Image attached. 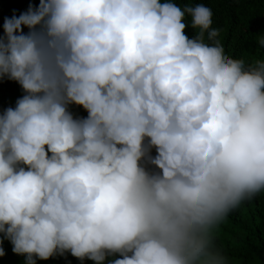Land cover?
<instances>
[{
    "label": "clouds",
    "instance_id": "clouds-1",
    "mask_svg": "<svg viewBox=\"0 0 264 264\" xmlns=\"http://www.w3.org/2000/svg\"><path fill=\"white\" fill-rule=\"evenodd\" d=\"M212 25L175 0H40L5 18L0 80L25 94L0 113V256L6 238L24 264H230L216 229L264 195V58L228 55Z\"/></svg>",
    "mask_w": 264,
    "mask_h": 264
},
{
    "label": "trees",
    "instance_id": "trees-1",
    "mask_svg": "<svg viewBox=\"0 0 264 264\" xmlns=\"http://www.w3.org/2000/svg\"><path fill=\"white\" fill-rule=\"evenodd\" d=\"M183 7L187 3H203L213 11V27L220 29L217 37L224 45L225 52L234 58H245L248 64L264 58V45L259 39L264 37V0H175ZM40 0H0V37L5 35L6 17L19 16L30 5L39 6ZM190 22V17L188 18ZM24 32L29 31L23 26ZM190 38L196 30L189 26L185 29ZM25 94L22 86L14 80H0V113L8 107H15L18 98ZM69 110L76 117H87L88 112L82 105H69ZM153 147L151 155L155 156ZM150 171L157 166L148 164ZM4 234L0 233V237ZM214 242L228 257L230 264H264V195H257L245 201L218 225ZM5 255L0 256V264H24L25 256L13 251L10 240L4 239ZM122 258L119 253L108 256V260ZM37 264H97L89 258L81 260L71 252L54 255L48 259L37 258Z\"/></svg>",
    "mask_w": 264,
    "mask_h": 264
}]
</instances>
